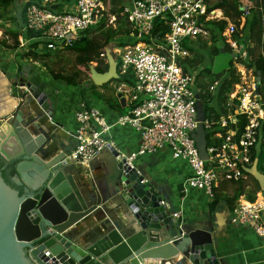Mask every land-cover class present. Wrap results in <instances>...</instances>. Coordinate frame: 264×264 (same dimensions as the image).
I'll use <instances>...</instances> for the list:
<instances>
[{"label": "built area", "instance_id": "obj_1", "mask_svg": "<svg viewBox=\"0 0 264 264\" xmlns=\"http://www.w3.org/2000/svg\"><path fill=\"white\" fill-rule=\"evenodd\" d=\"M103 1L22 0L25 19L19 33V48L26 52L31 44H36L33 53L45 55L71 48L81 35L104 19L106 26L115 28L116 16L108 12ZM207 1L126 0V4L119 6L120 16L129 25L133 42L113 51L119 61V76L130 71L134 80L131 87L117 88L130 105L116 123L131 127L140 137L138 150L128 155L127 161L131 163L136 156L167 149L173 159L186 161L192 171L183 183V192L202 191L212 201L220 183H242L249 176L245 169L252 166L251 150L261 141L264 100L257 77L246 66L252 46L249 42L239 44L244 38L246 21L255 10L249 1L239 7L236 22L226 20L221 34L233 56L232 68L238 81L227 94L225 115L206 118L204 114L207 159L200 158L193 139L198 124L197 102H201L196 87L199 72L184 71L180 64L191 57L183 42H207L209 32L205 23L223 20L221 11L208 12ZM156 21L168 28L159 37L153 35ZM26 33L34 34L33 38H25ZM100 57L105 59V53ZM28 61L38 64L32 59ZM220 83V79L213 81L207 92L215 94ZM73 116L78 129L74 149L67 158L75 164L89 165L112 147L104 139L109 126L98 110L84 104L74 110ZM178 217L173 214L175 220ZM230 223L247 227L264 238V190L253 200L237 198L230 211ZM45 256H49L46 251Z\"/></svg>", "mask_w": 264, "mask_h": 264}, {"label": "water", "instance_id": "obj_2", "mask_svg": "<svg viewBox=\"0 0 264 264\" xmlns=\"http://www.w3.org/2000/svg\"><path fill=\"white\" fill-rule=\"evenodd\" d=\"M106 52L107 72L90 69L97 87L118 78L117 63ZM26 90L36 109L28 107L24 112V102L16 99L14 108L0 111V156L5 162H16L13 180L23 187L19 196L0 176V264H147L146 260L174 264L178 255L189 264H220L211 233L181 229L151 183L127 156L109 147L116 163L114 191L130 214L128 223L118 229L108 219L95 183L89 182L87 189L88 184L70 169L75 163L67 156L74 146L66 148L56 138L50 99L31 84ZM203 120V105L198 101L193 139L200 158L206 160ZM245 172L264 190L256 160Z\"/></svg>", "mask_w": 264, "mask_h": 264}, {"label": "crops", "instance_id": "obj_3", "mask_svg": "<svg viewBox=\"0 0 264 264\" xmlns=\"http://www.w3.org/2000/svg\"><path fill=\"white\" fill-rule=\"evenodd\" d=\"M21 4L23 5V2ZM11 6L12 2L7 8L0 7V12L3 9H10V18L7 24H4L3 30L20 28L18 30L20 33L25 19L23 8L17 13ZM3 30L1 29V32ZM20 36L22 35L19 34L18 38ZM26 52L21 48L8 51L0 48V111L14 108L16 99L24 102L23 105L26 106L24 112L28 107L36 109L26 90L27 84H31L50 99L53 108L51 122L56 127V138L59 141L63 140L66 148L75 146V140L70 136L78 129L73 112L80 104H84L88 108L98 110L104 117L109 126L104 139L114 150L124 157L138 150L139 134L129 126H120L116 123L120 116L129 111L130 105L117 88L120 85L132 86L116 82L119 78L118 72V78L112 79L106 86L97 87L90 78L83 79L77 85L76 83L66 85L54 80L41 64H31L24 56ZM131 165L151 183L157 191L156 195L161 196L167 209L169 208V212L178 214V220L174 221L180 224L181 229L185 231L199 229L211 233L215 256L220 264H264V238L257 236L247 227L230 223V211L237 200L235 199L233 203L231 201L234 197L235 183L219 184L214 192L218 197L214 205L213 200H209L202 191L183 192V183L191 177L192 171L186 161L173 159L167 149L153 155L136 156ZM70 169L76 171L80 179L88 184L87 189L90 190L89 182L95 183L102 202L105 203L108 219L118 229L128 223L130 214L114 191L116 163L111 152L104 150L89 165L73 164ZM241 187L242 195L238 198L244 197L249 200L256 184L251 176H247ZM93 197L95 196L92 192L90 198ZM145 262L158 264L159 261ZM173 263L189 264L181 255H178Z\"/></svg>", "mask_w": 264, "mask_h": 264}, {"label": "trees", "instance_id": "obj_4", "mask_svg": "<svg viewBox=\"0 0 264 264\" xmlns=\"http://www.w3.org/2000/svg\"><path fill=\"white\" fill-rule=\"evenodd\" d=\"M67 1V0H66ZM251 1L255 10L251 14L250 18L246 21V26L244 28V38L239 41L240 46L243 44L246 45L248 42L251 44V49H249V60L246 62V66L249 69H252L255 76L260 78L259 82V90L264 100V0H208L207 1V9L208 12L213 10H219L222 13L223 20L219 21H209L205 23L206 29L209 32V40L207 42H203L197 40L195 42L184 41L183 46L190 52L191 57L185 61L181 62V66L184 71H195L201 67L203 55L201 58H197L200 55V52L205 51L206 55L209 59V65L201 68L198 75L196 76V87L200 90L199 98L202 102L204 114L207 117L214 115L215 117L225 115L226 108L225 104L227 101V94L231 90V86L238 81L237 76L235 75V71L232 68V63L230 61L229 67L227 70L223 71L221 74H213L210 68V65L214 59V57L218 56L221 51L224 53H228L229 50L227 46H225L223 38L221 34L227 25V21L236 22V20L240 16L239 7L243 3H247ZM12 0H0V7L7 8L10 6ZM250 2V3H251ZM121 9L110 10V14L116 16V27L112 28L111 26H106L105 19L102 20L98 25L97 29L88 30L83 35H81L74 46L68 48L64 51H56L49 52L45 55H37L33 53V49L37 48L36 44H31L25 53V58L32 59L41 64L49 73V75L57 81H60L66 85H76L81 82H77L76 74L73 75H64L61 73H55L49 62L48 58L54 57L56 61L60 62L63 57L67 54H72L74 56V61L76 66L83 68L84 71H87L89 76L90 68H94L97 73L104 74L108 70V63H106L105 59H102L101 54H106V51L112 52L116 47L123 48L127 46L131 39V30L129 25L125 21L123 17L120 16ZM24 16V10H23ZM24 22V21H23ZM3 27H0V30ZM20 29V28H19ZM19 29L15 30H3L2 37L0 38V48L3 51L8 50H16L19 48L18 44V35ZM97 31V33L101 34L104 39L101 42L100 39L90 38L89 34ZM168 28L162 26L155 22V28L153 31V35L159 37L166 33ZM34 34L26 33L24 35L25 38H33ZM238 39V37H235ZM117 60V58H116ZM116 70L118 72L119 61H116ZM216 79H220L221 83L215 94L211 95L208 91V86L215 81ZM118 83H127L129 85H134V80L132 78V73L129 71L125 76H119ZM106 86V85H103ZM95 87V86H93ZM206 139L208 137L206 136ZM261 146L264 147V121L261 126ZM256 158L255 149L251 150V162L253 163ZM16 162H5L3 158L0 156V176L4 183L10 187L12 190L18 192V195L21 196L23 193V187L18 186L14 182V177L16 175L15 170ZM257 170L260 174L264 176V165L259 166L257 162ZM254 180V179H253ZM256 187L254 192H252V196L249 200H253L255 194L260 191V188L257 182L254 180ZM234 186V197L231 198L232 203L235 199H237L240 195H242V187L241 182L235 183ZM218 197L214 195V199L212 204L216 203ZM27 257V253H26ZM87 264H99L89 262Z\"/></svg>", "mask_w": 264, "mask_h": 264}, {"label": "rangeland", "instance_id": "obj_5", "mask_svg": "<svg viewBox=\"0 0 264 264\" xmlns=\"http://www.w3.org/2000/svg\"><path fill=\"white\" fill-rule=\"evenodd\" d=\"M103 2H104V6L108 10V12H110V10H112V9L117 10L120 5L126 4V0H104ZM21 3H22V0H13L11 7H14L15 11L17 13H20V11L23 8V5ZM9 12H10V9L9 10L3 9L0 12V27L4 28V24H7V21L10 18ZM94 29H97V28L92 27L90 30H94ZM101 36L102 35L100 33L98 34L97 31H94L91 34H89L90 38L100 39L101 42H103L104 39ZM132 42H133V40L130 39L129 44H131ZM116 49H120V47H116ZM113 50H112V52H110V55L112 57V60L116 63L117 55L114 54ZM202 55L204 57L202 60V64H200L201 67L197 69L198 72L201 70V68H204L205 66L210 64L209 59H208L205 51L200 52V55H198L197 58L198 59L201 58ZM229 58H230L229 52L228 53H222V54L214 57L211 65H210L212 73L217 75V74H221L223 71L227 70V68L229 66H228V64H226V62ZM47 60L50 64L52 70L55 73H61L64 75L76 74L77 82H81L83 79H89L90 78L87 71H84L83 68L76 66L75 61H74V56L72 54H67L65 57L62 58V60L60 62H57V63L54 62V60L56 61V59L54 57H50ZM105 61H106V63L109 64L108 58H107V52L105 54ZM205 134H207V132H205ZM261 144L262 143L260 141L258 143V145L255 147V153H256L255 160L259 163V166L264 165V147H262Z\"/></svg>", "mask_w": 264, "mask_h": 264}, {"label": "bare ground", "instance_id": "obj_6", "mask_svg": "<svg viewBox=\"0 0 264 264\" xmlns=\"http://www.w3.org/2000/svg\"><path fill=\"white\" fill-rule=\"evenodd\" d=\"M3 97V96H2ZM4 98V97H3ZM3 104H5V103H3Z\"/></svg>", "mask_w": 264, "mask_h": 264}]
</instances>
